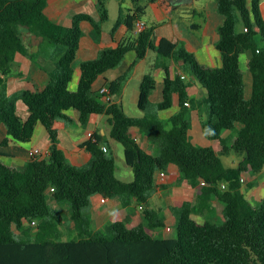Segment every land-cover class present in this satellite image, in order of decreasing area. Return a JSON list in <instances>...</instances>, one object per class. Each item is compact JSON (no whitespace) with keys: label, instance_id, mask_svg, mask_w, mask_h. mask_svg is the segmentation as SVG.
Segmentation results:
<instances>
[{"label":"trees","instance_id":"1","mask_svg":"<svg viewBox=\"0 0 264 264\" xmlns=\"http://www.w3.org/2000/svg\"><path fill=\"white\" fill-rule=\"evenodd\" d=\"M217 3L224 16L217 43L222 67L201 64L182 42L163 38L155 45L152 38L158 24H154L141 30L134 44L104 49L96 59L82 62L78 89L71 91L83 34L81 24L91 22L101 34L102 23L109 18L108 0H99L100 21L79 13L71 26L47 17L48 0H0V126L8 131L1 146L11 140L31 141L39 123L45 126L51 141L48 158L34 157L23 168L9 164L8 155L0 150V264H264V197L257 204L241 185L243 173L264 171V47L257 43L259 36L264 40L261 0ZM145 14L146 8L137 4L127 13L122 11L112 34L122 23L134 29ZM238 23L242 30L237 29ZM20 27L40 34L47 43L45 49L54 56L53 63L45 67L50 81L43 91L9 93L8 82L17 73L18 56L27 54L28 49ZM151 49L165 58L182 60L192 79L172 77L169 67H163V100L151 114V95L157 84L153 75H145L139 108L146 115L133 118L116 101L106 102L105 95L94 91L93 85L99 76L118 67L131 50L140 60ZM246 72L253 74L250 99L245 96ZM125 79L122 76L108 83L111 94L120 93ZM194 81L206 91L202 101L190 96ZM176 96L181 110L167 120L161 119L162 112L173 108ZM19 100L28 107L26 119L18 113ZM197 103L206 113L202 128L209 140L221 142L226 150L224 132L236 131L231 148L245 155L238 167H226L213 146L191 141L189 110ZM70 109L79 111L82 125H87L93 115L109 116L111 137L123 144L125 162L134 172L133 181L117 177L115 157L103 151L101 144L105 143L99 137L81 146L91 156L86 165L77 168L66 161L58 146L56 123L69 120L66 111ZM134 129L155 140L156 150L143 148ZM172 163L186 179L195 182L201 178L208 183L201 198L206 202L218 198L223 221H213L201 212L196 218L192 206L186 203L175 209V237L153 235L145 223L129 228L116 219L104 232L91 229L86 211L93 196L120 199L126 205L134 199L148 203L158 187V172ZM223 182L229 189L225 184L227 190L221 187ZM48 196L70 203V218L79 228V238L60 239L54 223L59 217ZM145 216L151 227L163 226L153 210L147 209ZM34 222L37 232L32 236L26 224ZM18 230L26 237L18 236Z\"/></svg>","mask_w":264,"mask_h":264},{"label":"crops","instance_id":"2","mask_svg":"<svg viewBox=\"0 0 264 264\" xmlns=\"http://www.w3.org/2000/svg\"><path fill=\"white\" fill-rule=\"evenodd\" d=\"M136 4L146 8V14L141 20L145 23V28L158 24L152 38L155 45H158L163 38L173 42H182L190 52L195 54L201 64L208 67H222L223 58L220 50L217 48V43L220 39L218 29L224 22V16L218 10L217 0H108L109 18L102 23L101 34L96 33L95 27L91 22L83 21L81 24L83 34L80 40L79 58L74 65L73 80L70 83L71 91L78 89L82 62L96 59L104 49L117 48L122 43L134 44L136 42L140 33L137 25H135L134 29L130 30L125 23H122L118 26L119 28L114 35L112 34V30L122 11L127 13ZM261 10L264 17V0H261ZM79 13L89 14L96 21H100L99 0H48L47 7L45 8V14L50 20L64 26H71L73 17ZM46 44L36 46L33 50V58L29 55H25L24 57H22L23 55L18 56L17 73L12 75L8 82L10 94L22 90L43 91L47 87L50 75L45 67L53 63L54 56L50 51L45 49ZM165 66L169 67L172 77H175L177 72L187 76L180 63L161 56L157 50H149L145 58L140 60L137 59L136 51L131 50L118 67L107 71L97 78L94 82L93 90L100 92L102 88L109 89V82L126 76L120 93L114 96L116 102L121 104L127 113L131 107L139 108L140 85L145 75L151 74L154 76L157 84L156 89L151 95V101L155 99V102L158 104L163 100V67ZM130 69L131 71L128 72ZM187 78L189 77L187 76ZM244 82L245 96L247 99H250L253 94V74L251 72L245 73ZM193 84L190 91L191 98L202 101L206 91H203L204 88L202 89L195 81ZM17 107L19 115L26 119L29 114L26 104L22 100H19ZM198 107L199 104L197 103L196 107L189 110L191 122L190 139L194 144H197L199 141H205L203 146H210L215 141L210 142L206 139L207 137L201 128L202 119L200 116L196 118L199 115ZM180 110L179 97L176 96L173 108L162 112L160 117L163 120L169 119ZM66 115L69 120L57 121L56 126L59 130L58 146L63 151L66 161L70 165L81 167L89 162L91 158L90 153L81 146L85 142L95 140V138L99 137L105 143L101 144V147L108 145L109 151H111V148L118 147L116 141L111 137L112 127L109 122V116L105 114L93 115L86 127H84L85 125L80 123V113L78 110L70 109L66 111ZM226 132L224 139L230 133V131ZM89 133L94 134L93 139L89 136ZM0 134V150L8 155L6 161L11 165L23 168L34 157H49L51 141L47 129L41 123L37 125L34 136L27 143L11 140L9 145L1 146L2 141L8 137V131L4 125L0 126ZM34 149H40L42 154L32 156L31 151ZM166 169L172 174H177L179 171L173 163ZM172 182L173 180L169 179L168 183ZM261 187L262 185H259L249 191L254 201L261 202L263 199L264 195L262 196L261 193L264 192V189ZM152 198L153 195L149 203L152 201ZM101 199L102 197L100 196V202L102 203ZM108 202L110 203L109 206L104 207L102 210L97 207V204V206H92L91 209L94 216L100 218L102 222L113 220L112 214L120 213L121 219L119 218V220L125 222L129 228L145 223V219L139 211L140 207L138 208L134 201H132L131 209L124 207L122 203L118 202V199H108L106 203ZM220 217L219 215V221H222V217ZM18 236L20 235L18 234Z\"/></svg>","mask_w":264,"mask_h":264},{"label":"rangeland","instance_id":"3","mask_svg":"<svg viewBox=\"0 0 264 264\" xmlns=\"http://www.w3.org/2000/svg\"><path fill=\"white\" fill-rule=\"evenodd\" d=\"M242 24L238 23V30H242ZM20 34L23 38V40L27 44V54L33 58V50L36 48L37 45L45 44V39L38 33L30 32L25 27H20L19 29ZM257 43L260 46H264V40L259 36L257 37ZM23 55L22 57H24ZM177 63L181 64V67L183 68L184 72L187 74V76L192 79L187 65L182 61H177ZM203 89V87H202ZM203 91H205L203 89ZM153 101V102H152ZM151 104L149 106V113L155 114L158 108V104L155 102V99H152ZM190 108H194L193 105H190ZM198 113L196 118L202 119L203 114L206 117V113L204 111V108L202 106L198 107ZM127 114L133 118H141L142 116L146 115V112L140 110L139 108L131 107V109L127 112ZM167 120V119H166ZM86 127V125L84 126ZM202 128V127H201ZM203 130V128H202ZM136 132V137L139 140L141 146L143 148H149L151 151L156 150L157 144L155 140H152L149 136L143 135L139 132L138 129H134ZM224 132V135H226ZM199 134V133H197ZM1 135V134H0ZM236 137V131H230L228 136L225 138V146L227 147L226 150L223 149V144L221 142H212L208 138L212 144L210 146H213L216 148L218 153L220 154L224 164L226 167H238L239 164L244 160L245 155H241L237 153L235 150L231 148L232 142L234 141ZM199 139V137L197 136ZM205 141H199L197 144L203 145ZM214 143V145H213ZM116 148L112 149L110 151V155H113L115 157V171L116 175L119 179L125 182H131L134 180V172L131 167H129L125 162V153H124V146L123 144L116 142ZM178 169L179 167L174 164ZM74 166V165H73ZM76 167V166H75ZM82 167V166H81ZM79 168V167H77ZM163 171V170H162ZM159 171L157 174V184L158 188L153 193V198L151 199L150 203H142L141 201H138L137 199H134L133 201L137 204V207L139 208L141 205L144 206V209L139 208L140 214L146 218L145 211L147 209L153 210V213L155 214L156 218H159L163 226L154 228L149 225V221L147 220L145 222L148 230L153 235H161L165 237H175L177 234L176 231V222H177V215L175 209L178 207L183 206L186 203H189L192 206V209L194 211L193 216L198 218L200 217V212L203 213L204 216L208 217L211 220L219 221V215L222 217V221L224 220L222 213L217 209L221 202L218 200V198H212L211 200H208V202L203 201L201 198L202 190L205 185H202V179L200 178L198 181H191L186 179V177L179 173L172 174L169 172L168 169H164V171L167 173V177L165 179H161L159 176V173L162 172ZM253 174L252 172L248 171L242 174L241 185L243 186V189H248L249 191L252 188H255L256 186L262 185V189H264V173ZM169 179H172V183H168ZM228 184L226 182H223L221 184V187L225 190L226 187H223V185ZM229 189V188H228ZM51 193V191H50ZM261 195H264V192L261 193ZM48 201L51 205V207L54 209L55 213L58 215L59 218L54 220L55 226L60 234L61 240H70L80 237V231L79 228L75 225V223L71 220V206L68 201L63 202H57L55 201L51 196H48ZM118 202L122 203L120 199H118ZM205 202V203H204ZM257 204L260 203V201H255ZM98 206H97V205ZM108 203H101L100 202V196L96 195L92 197V203L90 206V209L88 212L86 211L87 216L90 218L91 224L90 227L94 232H104L108 226V224L112 221L102 222L100 218L97 216H94L92 209V206H97L102 210L104 207L109 206ZM124 207H127L128 209H131L132 202L130 204H124L122 203ZM112 218L118 219L121 217L120 213H113ZM202 215V214H201ZM220 217V218H221ZM121 219V218H120ZM27 228L30 227V230H28L32 236H35L37 232V224H26ZM171 227V230H166L167 227ZM18 234L22 237H26L22 230H18ZM30 235V236H31ZM31 236V237H32Z\"/></svg>","mask_w":264,"mask_h":264},{"label":"built area","instance_id":"4","mask_svg":"<svg viewBox=\"0 0 264 264\" xmlns=\"http://www.w3.org/2000/svg\"><path fill=\"white\" fill-rule=\"evenodd\" d=\"M136 25H137V27H138V29H139L140 31L143 30V29L145 28V23H144L143 21H138ZM246 30H247V29H246ZM257 52H259V50H258ZM176 74H177V75H181V77H182L183 79L186 78V76H185L184 74H179L178 72H177ZM100 93L103 94V95H105V100H106V102H109V103H110V102H115V101H116L115 96H114L113 94H111V92H110V90H109L108 88H102V89L100 90ZM186 104H188V103H186ZM89 136L93 139L94 134H93V133H89ZM102 149H103L104 152H109V147H108V145H103V146H102ZM41 154H42V152H41L40 149H34V150L31 151V155H32V156H38V155H41ZM159 176H160L161 179H165V177H166V173H165L164 171H162V172L159 173ZM242 179H243V178H242ZM243 180H244V179H243ZM201 184H202V185H207L208 183H207L206 181H202ZM223 187H225V186L223 185ZM52 190H53V189H52ZM108 199H109V198H102L101 201H102L103 203H106V202L108 201ZM140 208L143 209L144 206L141 205ZM33 224H35V222H34ZM166 230L170 231V230H171V227L168 226Z\"/></svg>","mask_w":264,"mask_h":264}]
</instances>
